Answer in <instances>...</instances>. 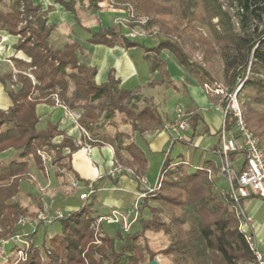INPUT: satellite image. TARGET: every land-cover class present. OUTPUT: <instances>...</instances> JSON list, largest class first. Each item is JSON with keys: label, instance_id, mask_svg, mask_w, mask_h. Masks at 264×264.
<instances>
[{"label": "trees", "instance_id": "16d2710c", "mask_svg": "<svg viewBox=\"0 0 264 264\" xmlns=\"http://www.w3.org/2000/svg\"><path fill=\"white\" fill-rule=\"evenodd\" d=\"M54 1L77 15V23L91 34L88 42L121 45L125 49L137 47L147 61L149 70H159L162 81L173 84L163 58V51L169 50L203 87L207 83L214 86L208 72L191 61L184 46L176 40L161 38L156 45L148 46L116 27L101 26L94 31L82 25L76 0ZM116 1L121 5L131 3L137 11L149 16L147 27L156 30V34L169 33L165 22L157 15L175 11L170 0ZM200 2V12L188 19L190 22L185 26V40L190 35L188 25L193 22L209 27L223 53L230 93L239 88L245 73L250 72L240 86L238 97L242 115L264 151V109L259 108L264 107V0H238L242 10L252 14L255 21L252 32L238 30L230 13L222 8L220 0ZM94 8L101 9L96 2H92L89 9ZM52 9L53 6H49L48 10H43L41 4L33 0H0V29L18 35L15 48L30 59H15L19 69L16 79L13 72L0 74V81L12 100L9 108H0V237L11 236L15 232V220L29 214L28 207L16 201L15 196L20 193L21 180L29 174L30 159L38 168H45L39 151L51 154V164L57 169L76 173L71 153L79 149L83 142L79 144L56 124L39 129V103L54 102L52 97L56 95L69 109L77 110L80 127L85 135L91 134L86 141L97 146L111 144L115 163L131 167V175L137 180L145 176L148 158L137 142L131 139L130 133L119 127L129 124L133 133L143 135L164 125L157 106L134 107L130 104L131 100L139 101L142 98V85L132 89L121 87V79L115 76L112 69L107 81L99 84L95 79L97 68L80 60L82 45L79 41L67 43L62 49L50 43L55 26L47 23V12ZM205 39L202 38V41ZM27 70L35 76L36 82L24 72ZM13 84L16 88L11 87ZM245 90L255 92L254 101L243 94ZM217 103L214 102L215 105ZM188 111L190 126L196 131L202 117L196 110ZM235 123L236 117L229 110L226 128L233 134H236ZM110 126L116 128L115 135L106 134L105 128ZM56 135H63L60 142L54 141ZM178 142L194 145L193 138H174L172 146ZM172 146L161 165L154 189L144 191L139 208L140 230L125 235L117 231L115 236L101 230L99 238L102 244L98 245L95 242L94 224L101 215L93 213L97 202L95 191L77 210L64 213L55 220L60 223V231L52 236L43 235L42 246L35 243L37 231L30 232L28 247L24 250L26 259L20 263L140 264L148 259L150 264L157 255L163 254L172 256L176 264H240L241 261L251 264L255 254L240 227L238 205L229 189L218 186V178L210 174L218 168L215 159H205L202 164L193 166L194 170L191 171L192 165L187 159L172 156ZM66 147L70 150L68 153L65 152ZM204 151L217 157L219 145L214 144ZM124 153L131 158H126ZM238 156L237 152L230 153L234 161ZM57 175L61 174L57 172ZM115 182L118 183V180ZM31 196L38 200L35 195ZM164 209L169 214L168 222L161 215ZM144 210H147V216ZM148 230H172L173 237L168 246L155 251L148 244L142 246L140 242L141 238L146 241ZM116 239H120L121 244H116ZM13 249L16 253L19 245L8 247L10 257Z\"/></svg>", "mask_w": 264, "mask_h": 264}, {"label": "crops", "instance_id": "0c3cea01", "mask_svg": "<svg viewBox=\"0 0 264 264\" xmlns=\"http://www.w3.org/2000/svg\"><path fill=\"white\" fill-rule=\"evenodd\" d=\"M33 1L40 3L43 10H48L49 6H53V9L47 12V23L55 26L49 38L50 43L62 49L67 43L79 41L82 45L80 56L86 59L83 62L97 68L95 77L97 83L100 84L107 81L109 71L112 69L115 72V76L121 79V87L132 89L138 85H142L141 92L144 98H151L152 95L158 93L161 85L165 86L167 84L165 86V103H161V100L156 98L157 102L153 104L158 107L163 117V124L168 118L172 120L176 116L175 108L178 104H181V98H185L186 103L183 107L186 112H189L188 110H196L202 117L196 131L190 126L184 134L185 139L193 138V146L197 148L203 144L207 149L211 148L214 144L219 145L218 136L220 135L219 131L223 121L222 110L216 107L214 104L215 97L207 94L204 87L198 82L197 77L190 73L184 74L182 72L181 69L184 68L176 62L175 56L168 52V50L163 51V58L170 77L174 82L173 84L162 81L159 70L154 72L149 70L147 61L143 58L142 52L137 47L125 49L121 45L108 46L102 43H90L87 40L91 37V34L77 23V15L73 11L67 10L63 5L55 3L54 0ZM76 9L83 26L89 27L94 31L99 30L101 26H112L124 34L127 33L124 27L118 26L116 23L118 18L124 16L120 10L106 8L89 9L83 6L81 0H76ZM138 38L145 37H137L135 39L138 40ZM18 40V35H12L0 29V46L2 48V58L0 61L6 62L10 66L7 69L0 64V74L13 72L15 77L19 71L16 67L15 59L30 60L23 51L15 48ZM24 72L32 78L33 82H36L33 74L28 72V70ZM11 87L16 88L14 84ZM52 98L55 100L54 102H42L37 105V113L40 116L37 127L39 129H46L49 124H56L60 130L72 136L79 144L83 142L79 149L71 153L72 165L76 173L72 171L66 172L64 169L59 170L52 164L48 169H40L33 159H30L29 174L21 180L20 193L24 187L23 184L26 183L27 186L33 187L27 193L37 195L31 191L33 189L34 192L36 191V187L31 185L32 183L36 182L42 190L45 186L58 183V179L61 177L63 178L62 181H65L64 178H70L71 182L77 183L76 187L71 192L55 189V197L58 199L49 198L50 201L44 202L45 207H42V209L48 207L51 210L57 209L68 213L77 210L90 199L89 197L87 200H82L80 194L86 190L88 183L93 182L96 187L95 195L97 197L94 215L103 216L111 214L115 210L118 211V221L110 223L103 221L108 227H104L102 222L101 230L110 236H115L118 230H123L124 233L140 230L139 208L144 198L143 193L147 187L154 188L157 184L161 165L172 146L173 138L163 127L151 129L143 135L135 133L133 140L144 150L148 158L147 171L144 174L146 183L135 179L128 172L119 175L113 174L111 173L115 163L113 146L109 143L97 146L87 142V135L82 133L83 129L80 130L78 128L80 126L76 122V114L79 112L69 109L63 103L58 102L59 100L56 95H53ZM174 99L177 103L173 107L171 102ZM11 105L12 100L4 84L0 81V108L7 109ZM119 129L121 130L120 127ZM207 137L208 140L205 142ZM62 138L63 135H56L54 141L60 142ZM177 144L172 146V152ZM67 149L69 150L66 147L65 152ZM126 158L130 159L131 156L127 154ZM57 172L61 175H57ZM24 179H28L26 180L28 182ZM30 179L31 181L33 180L32 183L29 182ZM116 180H118V183L115 182ZM261 205L262 201L248 214L255 221V236L258 248L264 251V230L261 234L258 233V225L254 218ZM143 213L147 216V210H144ZM125 222L127 225H130L129 230L124 229L123 225ZM56 223L58 221L51 224V226L46 225V229H50L48 236H52L58 232V225ZM43 235H47L45 230ZM159 263L162 264L161 262Z\"/></svg>", "mask_w": 264, "mask_h": 264}, {"label": "rangeland", "instance_id": "374dc122", "mask_svg": "<svg viewBox=\"0 0 264 264\" xmlns=\"http://www.w3.org/2000/svg\"><path fill=\"white\" fill-rule=\"evenodd\" d=\"M170 1H171V4L174 5L175 11L173 13H160L157 15L158 18H161L165 22L169 33H165V34L163 33L162 34L160 32L159 34H153L151 36H148V38L147 37L138 38L137 41H139L140 43H144L145 45H156L161 38H169L172 40H176L178 43H180L181 45L184 46L185 51H186L187 55L189 56L190 60L193 61L194 63L200 64L201 69H205L206 72H208L209 76L212 79V83L218 82V83H221V84L228 87L227 70H226V64L224 61L223 53L221 51L219 43L216 40L215 35L209 29V27H207L206 25L205 26H199V24L191 21L193 23L188 25V30H187L190 33V35H189V38L185 40V36H184L185 26L187 24H189V22H190V21H188V19L196 16L195 13L200 12V10H199V7H201V2L199 3L200 0H170ZM220 2L223 6L222 8H224L225 10H227V12L230 13L232 20L235 23V27L238 30L250 31V32L253 31L255 21L252 17V14H250V12H247L245 10L243 11L238 0H220ZM122 6H120V9H115V8H113V6H104V7H100V8L120 10L122 12V14L125 15V12L122 10V8H123ZM110 7H112V8H110ZM197 10H199V11H197ZM214 21L215 22L217 21V17L214 18ZM118 26H120V25H118ZM154 28L157 29L158 27H154ZM202 38H206L205 41H202ZM168 52H170V51L168 50ZM171 54H173V53H171ZM80 60L82 62L86 61V59L84 57H81V56H80ZM176 62L179 65H181L177 59H176ZM0 64L3 67H6L7 69L10 68L9 64H7L6 62L0 61ZM181 66L184 68L183 65H181ZM184 69H181L182 72L184 74H188L189 72L184 70ZM201 69L198 68L199 73H201ZM249 74H250V72L247 71L245 73L244 78L246 79ZM14 79H16V76L14 77ZM204 79H206V78H204ZM244 80L241 81L239 87L242 85ZM165 86H167V84ZM165 86L161 85L160 86L161 89L158 91V93H156L155 95H152L151 98H147V97L144 98L142 95V98L139 101L131 100L130 104L134 107H142L144 105H153V104H155V102H157L156 98L160 99L161 103L162 102L165 103V100H166L165 99L166 98ZM243 94L245 96H247L249 99H251L252 101H254L256 98L255 92L250 91V90H245L243 92ZM214 97H215V102H218L220 107H222L221 106V96H214ZM185 101H186L185 98L184 99L181 98V104H178L176 106L175 110H177V108L180 105L184 106L186 103ZM239 101L241 104L240 99H239ZM58 102H61V101L59 100ZM171 103H172V106L174 107L176 105L177 101L175 102V99H174ZM259 108L264 109V107H259ZM77 115H79V114H76V116ZM168 119H167V121L171 120V119H169V120ZM76 122H77V124H79L77 119H76ZM79 126H80V124H79ZM78 128L80 130H82V128H80V127H78ZM120 128H121V130L129 132L131 135V139H134L135 133H133L131 131L129 124H123L120 126ZM105 130H106V134L108 136L115 135V133H116L115 128L111 127V126L106 127ZM82 133H84V129H83ZM86 135H87V138H88V136H91L90 133H88ZM207 140H208V137L206 138L205 142H207ZM203 148L207 149L206 146H204V144L202 146H200L199 148H197L194 146L184 145L183 143L178 142L176 147L173 149L172 156H175V157L181 156V157L187 159L192 165L190 167L191 171L194 170L193 166H196L198 164H202L205 159H212V158L215 159V162L218 166V164L220 162L219 156L215 157L210 152L204 151ZM67 150H66V153L69 152V150L68 151ZM124 155L126 157L127 153H124ZM49 167H51V166L45 163V169L46 168L48 169ZM210 174L212 175V177L218 178V180H219L218 186L222 185V186H224L225 189L228 190V185H227L226 181L224 179H222L220 176L219 167L215 168L213 170V172ZM24 178H26V176ZM62 179H63L62 177L59 178L58 183H56L55 185L51 184L49 186H45L44 189H42V190H41V187L39 185H37L36 182H34V183H36V184H34V183H32L33 180L31 181V179H30L29 182L32 183L31 185L36 187L35 192L33 191L34 189L31 191L33 193L37 194L35 196L38 198V200L33 199L31 194L27 193V191H29L33 187H31L30 185L27 186L26 185L27 183L23 184L24 187L22 188V192L19 193L17 196H15V200L22 203L24 206L28 207L29 214L24 215V217H27L31 220H34V224L33 225H24L21 228L17 225V221L19 219L18 218L14 222L15 232L12 235H14L18 232L22 233V232H30L31 230H33V231L36 230L37 236L34 238L35 243L37 245L42 246V243L44 241V236H43L44 230H45L47 236H48L49 230H50V229H46V225L51 226V224H53L55 221H53L52 223H45L44 221L40 220L39 215L44 213V214H49L51 216H54V215L58 214L59 212H63V211L57 210V209L51 210L48 207L45 209H42V207L44 206V202H49L50 201L49 198L58 199L57 197H55V195H56L55 189L56 190H65L66 192H69V191L71 192L74 189V187H76V185H74V182H71L70 178H67V179L64 178L65 181H62ZM24 180L26 181L28 179H24ZM26 182H28V181H26ZM261 201H262V205L260 206L258 212L255 214V217H254L256 222H257V225H258L257 229H258L259 234H261V232H263V230H264V199H262L260 197H251V198L244 199L243 203H242L246 212L250 213L253 210V208L256 207ZM161 215L164 218V220H166L167 222L169 221V214L167 213V211L165 209L163 210V213ZM20 217H22V216H20ZM103 221L104 220H102V221L97 220L94 224L95 242L98 245L102 244V240L99 238V232L101 231V224ZM105 222H107V221L105 220ZM105 222H103V226L108 227ZM56 224L58 225L57 230L60 231V228H61L60 223L58 222ZM129 227H130V225L128 224L126 229L124 226V229L129 230ZM33 231H31V232H33ZM118 231H120L124 235L126 234L123 232V230L122 231L118 230ZM2 237H6V236H1L0 239ZM146 237H147L146 241L144 238L140 239L142 246L144 244H146V245L148 244V246H150L151 249L158 251V250L168 246V244L171 242V239L173 237V231L171 230L169 232H165L163 230L162 231L148 230L146 232ZM117 244H121L120 239H117ZM12 245H19L18 251H16V253H15V249H13L11 257H10V255L8 257L9 260L5 261V263H3L2 260H0V264H21L20 262H22L23 260L26 259L24 250H25V248L28 247V236L25 237V241L13 243ZM20 249L23 251L22 253H19ZM258 249L260 250V248H258ZM42 251H44V250H42ZM19 254H21V255H19ZM155 259H158V261L161 262L162 264H176V261L172 256H165L163 254H159L156 256ZM140 264H149V260L147 259ZM240 264H250V262L241 261Z\"/></svg>", "mask_w": 264, "mask_h": 264}, {"label": "built area", "instance_id": "2783aa9c", "mask_svg": "<svg viewBox=\"0 0 264 264\" xmlns=\"http://www.w3.org/2000/svg\"><path fill=\"white\" fill-rule=\"evenodd\" d=\"M81 1L86 8H89L92 2H96L100 7L113 6L115 9H120V6H122L116 0ZM122 7L125 15L118 18L116 23L127 30V36L130 38H137L156 34V30L147 27L149 16L137 11L135 6L131 3H126ZM1 50L2 48L0 46V59L2 58ZM204 89L210 96H221L222 107H220L219 103L216 104V107L219 109L222 108L221 110L223 112V121L219 135V151L217 153L220 158L218 165L220 175L226 180L230 195L238 205V215L241 219L240 227L244 231L245 238L255 254L254 260L251 264H264V251L259 250L257 246L255 221L253 217L246 212L242 204L243 199L251 197H260L264 199V151L260 146L258 138L253 134L242 115L241 104L238 97L240 87L237 88L236 91L230 93L228 92L227 86L215 82L214 86L209 83L205 84ZM229 110H231L236 117V134H233L226 128V116ZM189 115L190 112H186L183 106H179L176 110V116L172 120L166 121L163 125V129L167 131L173 139L185 138L184 134L190 128ZM78 117L79 115L76 116V119ZM231 152H237L239 155L236 161L231 159ZM39 154L46 164H51V154L43 151H39ZM123 171L130 174L133 173L131 167L122 166L118 163H114V168L111 170V173L118 174ZM139 180L146 183L145 176H141ZM74 185H77V183H74ZM146 189L153 190L154 188L147 187ZM95 191L96 188L94 183L90 182L86 185V190L80 194V198L82 200H87ZM143 196H145V192L143 193ZM63 214V212H59L58 214L51 216L42 213L39 215V218L45 223H52L57 218L63 216ZM117 215L118 211L115 210L111 214L100 216L97 220L117 222ZM33 224L34 220L24 216L20 217L17 221V225L21 228L24 225ZM124 226L126 229V222L124 223ZM30 232H18L12 236L2 237L0 239V260L4 262L8 261V247L13 243L25 241V237L28 236ZM22 252L23 251L20 249L19 253Z\"/></svg>", "mask_w": 264, "mask_h": 264}, {"label": "water", "instance_id": "95a60500", "mask_svg": "<svg viewBox=\"0 0 264 264\" xmlns=\"http://www.w3.org/2000/svg\"><path fill=\"white\" fill-rule=\"evenodd\" d=\"M150 264H160L158 259H153L150 261Z\"/></svg>", "mask_w": 264, "mask_h": 264}]
</instances>
